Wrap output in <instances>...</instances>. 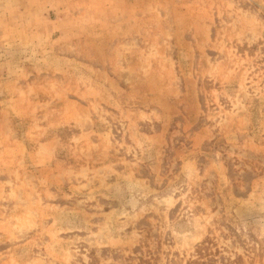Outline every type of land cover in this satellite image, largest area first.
Wrapping results in <instances>:
<instances>
[{
  "label": "rangeland",
  "instance_id": "rangeland-1",
  "mask_svg": "<svg viewBox=\"0 0 264 264\" xmlns=\"http://www.w3.org/2000/svg\"><path fill=\"white\" fill-rule=\"evenodd\" d=\"M0 264H264V0H0Z\"/></svg>",
  "mask_w": 264,
  "mask_h": 264
}]
</instances>
